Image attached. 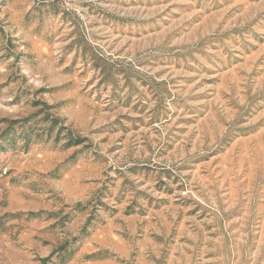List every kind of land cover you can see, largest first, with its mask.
<instances>
[{"label":"rangeland","instance_id":"374dc122","mask_svg":"<svg viewBox=\"0 0 264 264\" xmlns=\"http://www.w3.org/2000/svg\"><path fill=\"white\" fill-rule=\"evenodd\" d=\"M0 264H264V0H0Z\"/></svg>","mask_w":264,"mask_h":264}]
</instances>
